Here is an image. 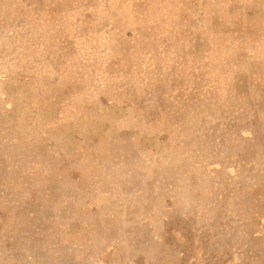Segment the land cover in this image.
Segmentation results:
<instances>
[{"label": "rangeland", "instance_id": "rangeland-1", "mask_svg": "<svg viewBox=\"0 0 264 264\" xmlns=\"http://www.w3.org/2000/svg\"><path fill=\"white\" fill-rule=\"evenodd\" d=\"M0 264H264V0H0Z\"/></svg>", "mask_w": 264, "mask_h": 264}]
</instances>
